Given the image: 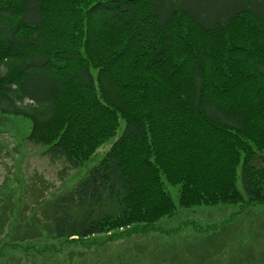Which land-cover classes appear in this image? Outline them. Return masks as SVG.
Masks as SVG:
<instances>
[{"label":"trees","instance_id":"trees-1","mask_svg":"<svg viewBox=\"0 0 264 264\" xmlns=\"http://www.w3.org/2000/svg\"><path fill=\"white\" fill-rule=\"evenodd\" d=\"M0 113L65 173L115 138L38 203V252L147 231L177 210L167 183L183 208L262 204L264 0H0Z\"/></svg>","mask_w":264,"mask_h":264},{"label":"rangeland","instance_id":"rangeland-1","mask_svg":"<svg viewBox=\"0 0 264 264\" xmlns=\"http://www.w3.org/2000/svg\"><path fill=\"white\" fill-rule=\"evenodd\" d=\"M30 129L28 119L0 113V264H206V255L211 264H237L242 255L264 250L262 240L257 249L256 239L264 237V203L183 208L177 187L167 183L177 210L146 226L147 231L140 228L113 240L97 234L73 244L54 241L53 250L38 252L49 239L19 240L33 234L34 221L28 219L33 213L41 218L38 203L76 186L115 138L82 167L65 173V163L52 162L43 147L27 140ZM238 187L242 190L240 178Z\"/></svg>","mask_w":264,"mask_h":264}]
</instances>
